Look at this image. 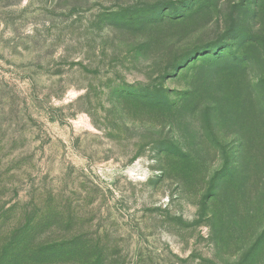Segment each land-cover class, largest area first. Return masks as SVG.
Instances as JSON below:
<instances>
[{
  "label": "rangeland",
  "instance_id": "rangeland-1",
  "mask_svg": "<svg viewBox=\"0 0 264 264\" xmlns=\"http://www.w3.org/2000/svg\"><path fill=\"white\" fill-rule=\"evenodd\" d=\"M0 264H264V0H0Z\"/></svg>",
  "mask_w": 264,
  "mask_h": 264
}]
</instances>
